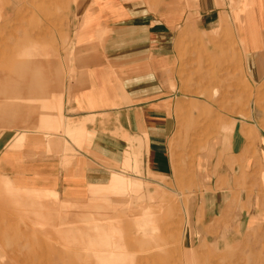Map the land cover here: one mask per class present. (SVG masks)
<instances>
[{
  "label": "rangeland",
  "instance_id": "rangeland-1",
  "mask_svg": "<svg viewBox=\"0 0 264 264\" xmlns=\"http://www.w3.org/2000/svg\"><path fill=\"white\" fill-rule=\"evenodd\" d=\"M77 2L0 0V151L16 137L64 141L66 65L90 42ZM175 47L166 174L146 170L141 140L115 169L138 179L134 192L115 175L119 192L73 194L57 175L21 186L0 171V264H264V57L245 53L235 24L188 29ZM46 152L67 169L68 155ZM141 206L155 215L133 219Z\"/></svg>",
  "mask_w": 264,
  "mask_h": 264
},
{
  "label": "crops",
  "instance_id": "crops-1",
  "mask_svg": "<svg viewBox=\"0 0 264 264\" xmlns=\"http://www.w3.org/2000/svg\"><path fill=\"white\" fill-rule=\"evenodd\" d=\"M234 1L79 0L75 8L81 20L76 33L90 42L76 64L66 65L64 141L49 138L45 142L34 135L11 139L8 151L4 147L0 151V171L21 186L34 185L41 177L44 186H50V177L57 175V190L73 194L87 191L90 185H95L89 189L95 194L119 192L110 178L115 175L126 192H134L140 188L138 179L115 169L125 152L137 159L141 140L146 170L165 175L171 82L177 81L170 75L177 55L175 41L188 29L207 31L235 24L245 53L264 57V0H236L240 4L233 9ZM250 62L252 71L263 70L262 61L255 66ZM20 142L22 148L14 149ZM41 148L42 154L38 153ZM47 149L61 151L63 158L68 155L67 169L59 166L58 159L54 170ZM147 194L151 199L159 195ZM125 201L129 210L137 211L141 205L133 196ZM140 208L133 219L155 215Z\"/></svg>",
  "mask_w": 264,
  "mask_h": 264
},
{
  "label": "bare ground",
  "instance_id": "bare-ground-1",
  "mask_svg": "<svg viewBox=\"0 0 264 264\" xmlns=\"http://www.w3.org/2000/svg\"><path fill=\"white\" fill-rule=\"evenodd\" d=\"M132 182L134 183L135 182V180H132ZM84 223V222H83ZM110 228H111V226H110ZM135 231V230H134ZM113 236V235H112ZM104 238V237H103ZM105 238H107V237H105ZM110 249H112V248H110ZM105 250V249H104ZM109 250V249H108ZM115 251V250H114ZM105 252H107L106 250H105ZM110 252H111V250H110ZM116 252V251H115ZM147 252V251H146ZM100 253V252H99ZM109 253V252H108ZM113 253V252H112ZM101 254V253H100ZM109 254H111V253H109ZM114 254V253H113ZM119 254H121V253H119ZM103 259V258H102ZM104 261V260H103Z\"/></svg>",
  "mask_w": 264,
  "mask_h": 264
}]
</instances>
